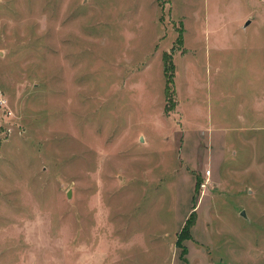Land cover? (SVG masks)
<instances>
[{
    "label": "rangeland",
    "instance_id": "374dc122",
    "mask_svg": "<svg viewBox=\"0 0 264 264\" xmlns=\"http://www.w3.org/2000/svg\"><path fill=\"white\" fill-rule=\"evenodd\" d=\"M0 264H264V0H0Z\"/></svg>",
    "mask_w": 264,
    "mask_h": 264
},
{
    "label": "trees",
    "instance_id": "16d2710c",
    "mask_svg": "<svg viewBox=\"0 0 264 264\" xmlns=\"http://www.w3.org/2000/svg\"><path fill=\"white\" fill-rule=\"evenodd\" d=\"M178 37H180V39H181V34H180V32H179V35H178ZM164 63H165V69H170L169 71H170V77H167V81H168V84L166 83V96H167V100H169V99H173V94H174V92H169L170 91V89H169V83L171 82V73H172V70L171 69H173V63H172V61H171V59L169 58V56H168V54H164Z\"/></svg>",
    "mask_w": 264,
    "mask_h": 264
},
{
    "label": "water",
    "instance_id": "95a60500",
    "mask_svg": "<svg viewBox=\"0 0 264 264\" xmlns=\"http://www.w3.org/2000/svg\"><path fill=\"white\" fill-rule=\"evenodd\" d=\"M249 22V19H247L246 21H245V23L247 24ZM243 213V212H242Z\"/></svg>",
    "mask_w": 264,
    "mask_h": 264
}]
</instances>
